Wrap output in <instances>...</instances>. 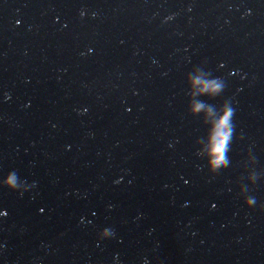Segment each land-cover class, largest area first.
Returning <instances> with one entry per match:
<instances>
[{
  "label": "water",
  "instance_id": "1",
  "mask_svg": "<svg viewBox=\"0 0 264 264\" xmlns=\"http://www.w3.org/2000/svg\"><path fill=\"white\" fill-rule=\"evenodd\" d=\"M0 264H264V0H0Z\"/></svg>",
  "mask_w": 264,
  "mask_h": 264
},
{
  "label": "clouds",
  "instance_id": "2",
  "mask_svg": "<svg viewBox=\"0 0 264 264\" xmlns=\"http://www.w3.org/2000/svg\"><path fill=\"white\" fill-rule=\"evenodd\" d=\"M214 90V89H213ZM199 105L197 106V110H199ZM231 113L225 112V115L221 117V119L217 123V129L215 134V143H214V156H220L224 149V146L228 140V121L230 118Z\"/></svg>",
  "mask_w": 264,
  "mask_h": 264
}]
</instances>
